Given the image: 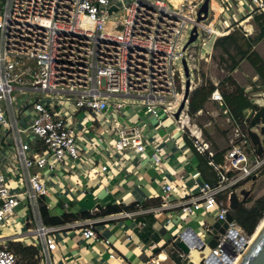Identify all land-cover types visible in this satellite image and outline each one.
Segmentation results:
<instances>
[{
    "label": "built area",
    "instance_id": "2783aa9c",
    "mask_svg": "<svg viewBox=\"0 0 264 264\" xmlns=\"http://www.w3.org/2000/svg\"><path fill=\"white\" fill-rule=\"evenodd\" d=\"M202 2L0 0V264H24L11 245L27 246L30 236L39 241L38 245L31 241L35 264H53L58 247L55 235L63 238L62 227L47 225L41 216V208L48 213L57 199L47 188L50 177L67 188L71 182L99 179L123 159H135L138 164L148 160L161 172L163 142L156 134L148 137L152 128L142 116L164 128L166 121L172 122L203 156L215 181L199 182L200 174L194 172L190 188L175 190L170 182H162L157 206L143 209L136 202L130 210L108 215L109 220L163 212L168 224L186 223L202 210L206 213L203 234L182 224V231L170 239L168 251L191 262L189 252L202 250L207 236L216 237L215 247H210L201 263L236 264L251 235L234 219L227 221L232 212L230 196L234 194L240 202L243 187L264 172V152L257 154L246 132L250 114L234 123L226 117L230 134L219 163L202 130L191 121L187 102L177 118L174 114L184 94L182 61L188 69L189 91L194 73L200 72L196 51L186 46L193 27L197 38L201 31L207 38L218 39L240 27L249 38L253 35L249 22L264 14V0H209L206 18L197 22ZM121 12L122 21H110ZM34 93L38 96L24 103L25 95ZM209 99L222 105L218 89ZM23 108H31L34 116L21 128L18 119ZM90 133L96 134L101 147ZM28 136L34 140H27ZM110 151L120 158L103 159V152ZM84 157L90 159L89 165L75 172V167L86 164ZM25 202L27 215H13ZM99 212L94 208L89 213L92 217L79 215L72 222L83 237H95L93 225L108 217ZM181 214L186 216L180 218ZM218 221L223 232L213 233ZM6 229L10 233H4ZM177 241L188 247L187 254L174 248ZM167 252L165 260L158 254L160 262L152 258L147 264H174Z\"/></svg>",
    "mask_w": 264,
    "mask_h": 264
},
{
    "label": "crops",
    "instance_id": "0c3cea01",
    "mask_svg": "<svg viewBox=\"0 0 264 264\" xmlns=\"http://www.w3.org/2000/svg\"><path fill=\"white\" fill-rule=\"evenodd\" d=\"M212 6L215 7V4L212 3ZM243 25L245 26V23H243ZM216 40L217 39L211 38L209 48L203 54H197V63L199 65L200 72L205 73V75L201 76L200 72L194 74L192 89L189 91L186 102L188 105L189 97L195 89L206 87L208 83H211L215 89L219 90L222 96V105H218L216 102L211 101L208 98L202 108H200L195 114L190 115V117H193L191 118V121L202 130L204 139L210 143L213 150L217 154H221V162L222 153L228 147V136L230 134L231 127L225 122L226 117H229L233 123L238 122L246 114H250L251 108L244 109L242 111V117L237 120L233 116V107H231L230 103L225 102L222 95V91H226L227 94H230L233 87L218 88V84L221 83L225 77H230L236 85L242 89L245 99L250 103V93L255 95V97L261 94L262 89L260 88H262L264 84L262 83L260 76L255 72L254 68L246 59L241 60L231 72L226 70V75L221 80L213 78L208 69L210 62L212 61L211 58L214 51L219 50L215 49L213 46ZM261 41L254 45L253 51L256 52L264 62V59L261 57V53L259 51ZM203 64L204 66H202ZM232 99L233 97L230 98V101ZM33 116L34 112L31 108H23V111L18 119V125L27 124L30 120H32ZM141 120H143V122L147 125L150 123L153 124L152 126H148L150 129L152 128L148 137L156 134V136H158L163 142L161 146V172L157 173L149 164L148 160L138 164L135 159H123L119 162V167H112L111 171L104 175L105 177L100 176L98 181L100 182L101 179L104 178L103 180H105L106 183H104L105 185H102V190L106 193V195L101 197V199L105 200L104 205L100 206L97 204L87 212L63 213L61 216L57 217L60 219L63 215L68 214L71 217V221L58 224V226L62 227L60 235L63 239H61L57 234L55 235L58 239V247L53 255L54 264H147V262L152 258L157 260L156 257L158 254H165L168 251L167 246L171 241L170 239L174 237L167 235L166 228L169 224L179 225L180 227L184 224L185 227H188L186 226L187 222L180 223L179 221H175L169 224L166 223L167 217L163 212L155 214L145 213L143 215H135L131 218H118L116 220H109V216L107 215L108 217L104 221L97 222L93 225L95 237L89 238L83 237L81 235L80 228L72 224V222L75 221L76 216H82L83 213L89 214L94 208H99V211H101L107 205L133 206L134 203L139 202L141 208L143 209H149L157 206L160 203V184L162 182H170L175 189H178L181 186L190 188V176L194 172H198L200 174L198 179L199 182L213 183L215 181V176L212 170L207 166L203 156L196 153L192 147L191 141L184 133L176 131L175 129L171 130L169 127L170 121L165 122V126H167V128H164L158 126L155 119L144 118L142 116ZM215 121H218L225 128L228 127L229 131L224 133V135L218 133L215 127L212 126ZM168 128H170V130ZM160 130H162L165 134L161 135ZM27 140L33 141L34 139L28 136ZM150 152V148L147 147L146 153L149 154ZM104 153L106 154V158L110 157L113 160L114 158H120L118 154L112 151L103 152V154ZM81 166L83 169L86 167L85 165ZM76 169L77 167L74 168L75 172H80V170L77 171ZM129 175H133V177H128ZM86 180L76 181V183L71 182L70 186L67 188H64L61 184L60 185L63 187L64 191L70 192L74 190L79 195L77 196L78 199H81L80 197H82V195L84 196L88 194L82 185V183L86 182ZM254 182H257V179ZM253 183H248L242 190L246 191L248 185ZM74 191L73 193H75ZM55 194L57 199L55 202L51 203V209L49 210L55 211L57 206L54 203L56 202H60L61 208L70 207L71 197L59 192H56ZM43 210L46 209L44 207L41 208L42 219ZM47 214L50 217L49 213ZM97 215H99V213H97ZM82 218L84 217L82 216ZM14 245L20 244H12L11 248ZM23 247H32L35 249V247L31 245ZM157 261L160 262L159 260Z\"/></svg>",
    "mask_w": 264,
    "mask_h": 264
},
{
    "label": "trees",
    "instance_id": "16d2710c",
    "mask_svg": "<svg viewBox=\"0 0 264 264\" xmlns=\"http://www.w3.org/2000/svg\"><path fill=\"white\" fill-rule=\"evenodd\" d=\"M252 23L255 25L257 31L256 35L253 37L245 38L240 30H234L229 33L227 36L221 37L214 42V48L221 51V61L225 57L229 65L226 66V70L231 72L235 69L238 63L246 59L249 64L254 68L255 72L260 76L262 83L264 84V62L258 56L256 52L253 51V47L259 41L264 40V14L255 15L252 17ZM233 87V90L230 94H227L226 91H222L223 99L226 103H230L233 107L232 112L233 116L238 120L242 117V111L244 109H249L252 107V104L247 101L244 97V93L240 87L230 78L225 77L224 80L218 84V88H230ZM215 87L208 83L206 87L195 89L192 95L189 97L188 103V113L189 115L195 114L203 104L208 100L211 92ZM233 99L230 101V98ZM220 153L214 157L215 162H220ZM206 162V161H205ZM246 202V200L244 201ZM132 206H113L107 205L104 209L99 212V216H107L110 214L119 213L124 210H130ZM44 222L47 225H58L64 222L71 221L70 215H63L60 219L57 217H49L46 210L42 211ZM231 215L234 221L248 234L252 235L260 222L264 217V195L256 199L253 204L246 208L240 202L238 203L237 209L231 212ZM84 218L92 217L88 213H83ZM14 249V250H13ZM12 250L21 257L24 264H35L33 259L35 255V249L32 247H23L21 245H14Z\"/></svg>",
    "mask_w": 264,
    "mask_h": 264
},
{
    "label": "rangeland",
    "instance_id": "374dc122",
    "mask_svg": "<svg viewBox=\"0 0 264 264\" xmlns=\"http://www.w3.org/2000/svg\"><path fill=\"white\" fill-rule=\"evenodd\" d=\"M174 4H177L180 0H171ZM123 18V12L118 13V14H114V16L112 18H110V21H122ZM252 27H253V36L256 35V27L255 25L250 21L249 22ZM246 25V24H245ZM239 33L242 31V28H239ZM210 39L211 38H207L206 35L200 31L198 38L190 44V48H193L197 54H203L210 46ZM261 45L259 47V51H260V55L261 57L264 59V41L260 42ZM210 50V49H209ZM221 52L219 50L214 51L212 58H211V62L209 65V72L211 74V76L213 78H218L219 80H221L225 75H226V66L229 65L228 60L223 57L224 61H221ZM204 66V64L202 65ZM196 73V72H195ZM194 73V74H195ZM201 76L205 75V73L200 72ZM203 73V74H202ZM262 87V86H261ZM262 93L264 95V86L262 88ZM222 91V89H221ZM18 94V93H15ZM38 96V93H34L31 96L25 95V102L27 103L31 98H34ZM58 97V96H57ZM59 97H61V95H59ZM249 100L251 101V103H255L257 102V98L255 97V95H253L252 93H250L249 95ZM29 111V110H28ZM140 115H142V113H140ZM193 118V117H191ZM9 121V119H8ZM90 124L91 121H87V128H90ZM152 126L153 124L150 123L148 124V126ZM19 127H24L23 125L19 124ZM212 126L215 127V129L217 130L218 133H221L224 135V133H226L227 131H229L228 127H223L222 124H220L218 121L213 122ZM81 127V126H80ZM169 127L171 128V130H174V125H172V122H170ZM170 128H168L170 130ZM160 134H165L162 130H160ZM91 136V138L94 140L95 145L101 147V142H99L97 140V136L94 133H90L89 134ZM23 139H25V135H23ZM103 158H106V154H103ZM84 160L86 162L85 166H88L89 163L88 161L90 159H88L87 157H84ZM82 166H77V171L79 170H84L83 168H81ZM136 171V170H134ZM107 176V175H106ZM105 177V176H104ZM128 177H133V175H129ZM49 178V177H48ZM100 179V178H99ZM99 179H88L86 180V182H83L82 185L84 187V189L88 192L87 195H82V197H80L81 199H78L77 196H79L74 190L75 193H73V191H64L63 187L57 183L55 180H53V178L50 177V179H48V184H47V188L49 189V191L51 193H64L65 195H67L68 197H71V205H69L70 207L67 208H61L60 206V202H56L54 204H56L57 208L55 209V211H51L49 210L48 213L50 215V217H59L61 216L63 213H82V212H87L89 211V209H91L94 205L99 204L100 206L105 204V200L101 199V197H103L104 195H106L105 191H103V187L102 185L105 183V180L101 179V181L99 182ZM106 184V183H105ZM104 184V185H105ZM177 190V189H175ZM247 196L241 197L239 199L240 203L248 208L250 207L253 202L260 196L264 195V172L260 174V176L257 178V182H254L253 184H249L248 188H247ZM109 197V196H108ZM246 200V202H244ZM25 206H28L27 202H25L22 205H19L18 207H16L13 211V215L15 216H20V215H27L26 211L23 210ZM204 214H206L205 212H203L202 210L200 211H196L194 212L191 216L189 221H187V225L188 227H191L194 232L197 235H202L203 234V218H204ZM185 214H181L180 218L185 217ZM212 216V215H209ZM167 230V235H170L171 237L175 236L176 234L180 233V231H182V227H180L179 225H175V224H169L168 227L166 228ZM6 234L10 233V231L8 229L5 230ZM206 245L202 250H198V249H194L192 251L189 252L190 254V258H191V262L193 264H200L201 261L206 258L210 252V246H209V241L211 240V237L207 236L205 239ZM31 241H34L36 243V245L39 244L38 238L36 236H30L29 238H26L25 242L27 243V245H31ZM14 250V249H13ZM54 264V262H53Z\"/></svg>",
    "mask_w": 264,
    "mask_h": 264
},
{
    "label": "water",
    "instance_id": "95a60500",
    "mask_svg": "<svg viewBox=\"0 0 264 264\" xmlns=\"http://www.w3.org/2000/svg\"><path fill=\"white\" fill-rule=\"evenodd\" d=\"M208 2L209 0H203L202 4L200 5L196 13L197 22L202 21L206 18L208 12ZM196 38L197 31L196 28L193 27L190 33V37L186 43V46L193 43ZM182 67L185 76L184 94L182 102L178 110L174 114V118L178 117V114L183 108L184 103L187 101L189 95L188 69L184 60L182 61ZM256 98L257 102L251 103L252 107L250 110L249 124L246 132L251 142V145L255 148L257 154H262L264 152V142L261 140V135L264 133V95L259 94L256 96ZM247 194V191H241V195L244 198L247 196ZM238 203L239 202L237 201L236 196L232 194L230 196L231 211L237 209ZM226 219L228 222H231L233 220L231 213L227 214ZM221 223V221H218L213 224V233H215L216 230H219V232H223V228L220 227ZM223 227L225 228L226 225L223 224ZM215 238L209 241V246L211 248L215 247L216 245ZM253 240L254 241H252V243L248 245L246 251L240 257L238 264H264V224L261 232ZM174 248L177 251H181L183 254H187L189 251L188 247L182 241H177L174 244ZM167 254L169 255L170 260L174 264H193L192 262H188L187 258L181 259V256L177 255L176 251H168Z\"/></svg>",
    "mask_w": 264,
    "mask_h": 264
},
{
    "label": "bare ground",
    "instance_id": "6f19581e",
    "mask_svg": "<svg viewBox=\"0 0 264 264\" xmlns=\"http://www.w3.org/2000/svg\"><path fill=\"white\" fill-rule=\"evenodd\" d=\"M261 140L264 142V133L261 135ZM263 224H264V217L260 220V222L258 223L254 233L251 235L250 237V244L252 243V241H254L253 239H255V237L261 232L262 230V227H263ZM160 260H165V255L164 254H161L160 257H159ZM240 259V258H239ZM239 259L238 261L236 262V264H238L239 262Z\"/></svg>",
    "mask_w": 264,
    "mask_h": 264
}]
</instances>
